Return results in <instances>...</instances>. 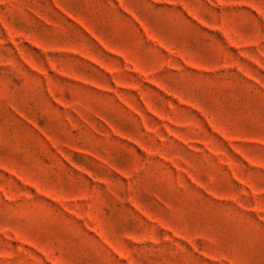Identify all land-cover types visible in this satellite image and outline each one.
I'll list each match as a JSON object with an SVG mask.
<instances>
[{
  "label": "rangeland",
  "instance_id": "374dc122",
  "mask_svg": "<svg viewBox=\"0 0 264 264\" xmlns=\"http://www.w3.org/2000/svg\"><path fill=\"white\" fill-rule=\"evenodd\" d=\"M0 264H264V0H0Z\"/></svg>",
  "mask_w": 264,
  "mask_h": 264
}]
</instances>
